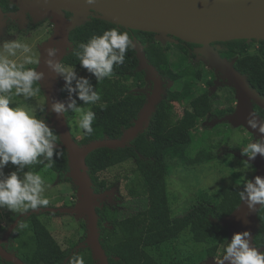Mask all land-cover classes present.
I'll return each instance as SVG.
<instances>
[{
  "label": "trees",
  "instance_id": "16d2710c",
  "mask_svg": "<svg viewBox=\"0 0 264 264\" xmlns=\"http://www.w3.org/2000/svg\"><path fill=\"white\" fill-rule=\"evenodd\" d=\"M12 7L10 0H0V8L4 12ZM66 16L69 17L70 13L66 12ZM37 25L33 24V27ZM113 28H117L120 32H127L132 38L136 37L143 45L148 62L155 66L163 78H170L172 84L189 79L193 84L204 81L205 87L202 89L193 87L195 91L191 95L185 86L169 89L166 98L156 106L144 131L139 132L123 147H99L87 154L85 162L93 192L106 191L110 185L114 184L102 178L101 174L127 160L133 162L132 171L138 172L143 178L141 191L146 200L143 208L134 210L124 217L119 216L116 208L113 209L107 205H99L95 208L98 217L99 241L108 257V263L163 264L155 255V251L184 231L190 234L194 243L205 246L207 256L215 257L218 250L220 248L224 250L226 243L231 242L232 239L229 238L228 231L217 221L230 214L239 205V194L244 187H219L210 194L197 195L183 212L172 215L166 182L170 169L177 162L194 165L217 157L211 149L212 146L199 149L194 156L188 153L193 137L192 132L200 120L206 117L210 119L220 117L226 112L223 108H213L214 95L209 90L213 81L208 79V70L203 61L196 59L194 49L198 45L180 39H177V42L167 41L163 44L155 40L153 32L127 29L91 17L85 24L70 31V49H67L61 63L74 67L76 70H86L74 52L79 50L81 43H87L94 35H103L105 31ZM249 42L245 39L218 42L221 46L218 52L221 57L223 55L229 58L228 60H235L234 68L247 77L250 86L264 99V40ZM254 44L257 45L251 51L250 48ZM194 45L196 46L192 48ZM137 65L135 50L130 48L126 54L125 63L115 67L111 78L97 82L95 76L89 72L86 75H78L89 79L101 95L99 104L90 106L96 116L93 123L94 132L91 135L78 127L77 116L74 113L65 114L72 138L78 145L104 138H120L123 131L134 123L146 100L145 95L132 90L126 83L129 80L137 82V85L145 83V74L137 69ZM217 79H221L218 78V74ZM217 81L212 86L215 84L217 86ZM64 88L65 83L60 84L62 99L68 96ZM213 88L212 91L216 87ZM189 89L191 91L190 87ZM41 92L44 94L43 89ZM76 99L79 100L78 97ZM185 99H189L188 107L184 108L180 120H174L171 116L172 103L183 102ZM82 103L78 101L79 105ZM100 104H106L107 108L102 110ZM253 109L264 120V110L256 104H253ZM37 115L44 118L49 127L59 135L55 128L50 126L51 112L45 110L43 113L38 112ZM220 123L227 124L232 129L243 128L233 127L227 121L219 122L218 125ZM58 151H62L63 155L55 158L54 167L47 168L46 165L49 162L45 161L29 170L38 172L45 167L56 174L57 183L71 182L73 184L68 176L67 151L60 145V141ZM74 187L76 188L75 185ZM60 213L48 214L56 216ZM38 215L30 211V214L21 220L27 224L30 234L16 240L18 251L13 250L11 242L15 240V232L19 226L14 228L8 242L2 245L8 251L14 252L25 264H62L65 259L66 264H69V259L74 255L82 256L84 264H97L92 258L89 247L82 246L85 244L86 231L78 236L76 242L63 248L52 232L39 220ZM257 217L259 227L253 242L256 247H264V207L259 208ZM83 226L85 229V224ZM0 264L12 263L0 258Z\"/></svg>",
  "mask_w": 264,
  "mask_h": 264
},
{
  "label": "water",
  "instance_id": "95a60500",
  "mask_svg": "<svg viewBox=\"0 0 264 264\" xmlns=\"http://www.w3.org/2000/svg\"><path fill=\"white\" fill-rule=\"evenodd\" d=\"M18 6V11L9 13L12 19H24L28 13L34 22L50 19L53 24L52 35L39 46L41 63L38 71L45 73L42 89L46 98V110L51 112L50 126L54 127L60 136V145L68 155V176L76 186L77 201L71 207H47L48 212H65L84 218L86 226L85 246H88L93 260L97 264H109L108 257L102 248L98 234V217L95 208L98 201L107 199L110 191L100 194L93 193L90 176L87 173L85 158L87 154L99 147H123L149 124L150 117L156 106L165 99L172 85L170 78H163L154 65L148 62L142 43L133 37L134 50L138 60L137 69L145 74L146 87L140 89L146 100L140 108L134 123L123 131L120 138L95 140L78 145L72 138L65 120V115L57 116L51 111L53 100L66 102L68 97H60V84L64 79L50 71L44 61L47 58L45 49L51 46L59 48L57 60L62 61L67 49H70L69 33L75 27L85 24L91 17L111 22L127 29L153 32L155 40L166 43L177 39L198 45L194 52L196 59H201L207 68L218 74V78L235 90V109L223 117L210 121L211 125L227 121L233 127H243L254 136L260 137L258 131L248 128L247 119L250 113H255L253 104L264 110V99L250 86L247 77L234 68V59L228 60L220 56L218 47L211 43L226 42L234 39L264 40V0H96L87 4L86 0H12ZM66 12L70 16H66ZM6 18L0 8V38L5 36ZM173 37V38H172ZM175 38V39H174ZM217 83V82H216ZM216 87V84L213 86ZM213 88V89H214ZM263 120L259 115H257ZM59 146V145H58ZM246 160L249 158L244 156ZM255 167L250 180L256 176L264 177V157L257 156L251 161ZM257 211L250 212L244 201L228 215L217 222L224 227L232 238L235 233L248 231L254 235L258 230ZM40 210L33 212L38 213ZM30 214V212L28 213ZM16 219L0 238V258L12 264H25L14 252L8 251L2 243L17 225ZM261 252L264 247H256ZM210 264H215L210 258ZM227 264V262H226Z\"/></svg>",
  "mask_w": 264,
  "mask_h": 264
},
{
  "label": "clouds",
  "instance_id": "9594fccd",
  "mask_svg": "<svg viewBox=\"0 0 264 264\" xmlns=\"http://www.w3.org/2000/svg\"><path fill=\"white\" fill-rule=\"evenodd\" d=\"M95 2L86 0L89 5ZM134 47V41L127 32L113 28L103 35H94L87 43H81L74 55L82 67L95 76L97 82H102L113 76L117 65L125 63L128 50ZM59 51L56 46L46 48L44 63L50 71L65 80L64 90L68 93V100L63 103L53 100L51 111L57 116L74 113L78 117V127L91 135L96 116L90 106L99 104L101 95L89 79L78 76L73 67L57 60ZM41 57L42 54L37 57L29 44L19 40L4 41L0 46V208L21 215L50 204L44 195L43 175L29 169L45 161L49 162L46 167L50 169L54 167L55 158L63 155L62 151H58L60 136L44 118L38 117L37 110L20 104L14 106V97H22L27 101L41 92L45 79V73L37 70ZM76 97L83 102L82 105L77 103ZM46 103L39 107V113L45 112ZM100 107L105 110L107 105L100 104ZM247 125L260 134L242 153L249 158L246 167H251V161L257 156L264 157V120L256 113H250ZM9 164L15 166L17 171L6 175L4 168ZM239 195L250 212L257 211V205L264 207V177L256 176L254 181L247 180ZM19 227L27 225L21 223ZM226 262L264 264V252L253 246L250 232L235 233L215 264ZM69 264H84V259L74 255L69 259Z\"/></svg>",
  "mask_w": 264,
  "mask_h": 264
},
{
  "label": "rangeland",
  "instance_id": "374dc122",
  "mask_svg": "<svg viewBox=\"0 0 264 264\" xmlns=\"http://www.w3.org/2000/svg\"><path fill=\"white\" fill-rule=\"evenodd\" d=\"M28 27V29L26 28L23 30L19 29L17 26V29L9 28L8 30L6 27L5 36L0 38V46H2L4 41L19 40L29 44L33 48V53L39 57V46L52 35L53 24L48 18L42 21L37 27ZM256 45L257 44H254L250 50L252 51ZM30 67H36V65H31ZM75 71L78 75L88 74L87 70L75 69ZM208 74L210 73L208 72ZM60 79H63V77L60 76ZM126 83L131 86L132 90L145 95L140 89L146 87V82L137 85V82L129 80ZM182 86L187 87L191 95L192 92L195 91L193 87L195 89H202L205 87V82L202 81L193 84L189 79L179 80L173 83L169 89H179ZM213 95V108L235 109L236 98L235 94L232 93L230 89H217L214 91ZM188 100L189 99H185L183 102L172 103L171 116L174 120L181 119L184 108L188 107ZM14 101V106L16 104L27 106L30 109L37 110L38 113L39 107L46 103V98L45 95L40 92L32 100L25 101L22 97H14ZM77 119L78 117L76 118V123ZM216 119L219 118L216 117ZM216 119L212 118L211 120L206 118L200 120L197 127L192 132V142L188 149L189 155L194 156L199 149L212 146L211 149L217 155L216 159L194 165H184L177 162L170 169L166 182L169 207L172 215L183 212L197 195L210 194L219 187H244L247 180H250L254 174L255 167L252 163L251 167H246L248 162L242 154L247 145L255 141L253 134L248 132L245 128L232 129L224 123H220L219 125L218 123H216L217 125H211V123H209ZM132 166L133 162L127 160L105 170L101 174L102 178H105L110 183L116 184V186L113 187L115 190L114 193L111 194L110 192V194L107 195V199L103 202H112L114 196H122L124 199L122 207L119 209V213H121L120 217L129 215L132 211L143 208L146 204L145 195L141 191L143 178L138 172L132 171ZM12 171H17V169L11 164L4 168V173L6 175L10 174ZM38 172L42 174L45 179L44 195L45 198L50 200V204L47 207H70L76 203V188L71 182L57 183L56 174L45 167ZM98 202L100 205L102 201ZM47 207H41L43 210L38 212L39 220L52 232L63 248L76 242L78 236L85 231L83 226L85 223L84 218H77L65 212H61L59 215L54 216L53 214H48L53 212L46 211L45 208ZM25 216L26 215L13 213L6 208H0V238L4 237L6 231L16 219H18L16 226H19L22 222L21 220ZM22 223L26 224L24 222ZM26 234H30L27 227L17 228L15 240L11 242L13 250L18 251L16 240L18 238H24ZM10 235L7 237L6 242H8ZM220 252L223 253L222 248L218 250L217 255H219ZM155 253L163 264H170L174 261L178 264H210V260L206 255L205 246L203 244L194 243L187 231L179 234L172 241L158 247ZM213 261H216V259H213Z\"/></svg>",
  "mask_w": 264,
  "mask_h": 264
},
{
  "label": "flooded vegetation",
  "instance_id": "af4514ba",
  "mask_svg": "<svg viewBox=\"0 0 264 264\" xmlns=\"http://www.w3.org/2000/svg\"><path fill=\"white\" fill-rule=\"evenodd\" d=\"M10 2L12 3L13 7H12L11 9L7 10L6 12H4V11L2 10L3 13H4V17L6 18V27H7V30H8L9 28L17 29L16 26H17L19 29H22V30H23V29H26V28L28 29V28H29L28 26L33 27V24H38L37 26H39V24H41L42 21L34 22L28 13L26 14V16H25L24 19H21L20 17L17 18V19H11V17H10L8 14H9V13H15V12H17V11H18V6L15 5V4L12 2V0H10ZM45 20H46V19H45ZM43 21H44V20H43ZM37 26H35V27H37ZM249 43H250V42H249ZM212 45H214L215 48L218 47V46H219V49L221 48V46L219 45L218 42L212 43ZM195 46H196V45H194L192 48H194ZM222 57H224V58H226V59H229V58H227L226 56H223V55H222ZM197 62H199V61H197ZM205 67H206V66H205ZM206 68H207V67H206ZM207 70H208V72L210 73V74H208V79H210V80L213 81L212 85L215 83L216 80H218V81H217V86H216V88H215L213 91H212V87H213V86L211 85V86L209 87V90H210V93H211V94H213L215 90H217V89H222V88H228V89H230V90L232 91V93L235 94V90H234L232 87H229V86L225 85V84L222 82L221 79H217V74H216L213 70L208 69V68H207ZM65 97H68V96H64L63 98H65ZM223 109H225V108H223ZM233 109H234V108H233ZM233 109H231V110L233 111ZM231 110H230V109H226V112H225L222 116H220V117H218V118H221V117H223L224 115H226L227 113H230ZM206 118H207V117H206ZM206 118H204V119H206ZM208 119H210V118H208ZM213 119H216V118H213ZM211 120H212V118H211ZM114 186H116L115 183L112 184V185H110V186L106 189V191H110L111 194H113L114 191H115V190L113 189ZM103 191H105V190H101V191L98 190V192H93V193H95V194H100V193H102ZM75 200H76V199H75ZM123 200H124V199H123L122 196H114L112 202H108V201H106V202H100V205H107V206H109V207H111V208H113V209L116 208V210L118 211V214H119V216H120L121 213H119V209L122 207V202H123ZM71 206H72V205H71ZM71 206H70V207H71ZM68 207H69V206H68ZM126 216H127V215H126ZM84 222H85V220H84ZM84 224H85V223H84ZM85 231H86V228H85ZM82 246H85V245L82 244ZM221 256H222V253L220 252L219 255H217V256H215V257H209V256H208V258H209V259H210V258L217 259V258H219V257H221ZM172 263H174V264H178L176 261L171 262L170 264H172ZM62 264H66V259L64 260V262H63Z\"/></svg>",
  "mask_w": 264,
  "mask_h": 264
}]
</instances>
